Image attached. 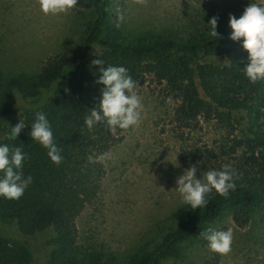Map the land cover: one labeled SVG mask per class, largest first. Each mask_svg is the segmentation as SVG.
Masks as SVG:
<instances>
[{"label": "trees", "instance_id": "1", "mask_svg": "<svg viewBox=\"0 0 264 264\" xmlns=\"http://www.w3.org/2000/svg\"><path fill=\"white\" fill-rule=\"evenodd\" d=\"M246 7L239 0L210 2L182 31L128 42L118 17L109 13V0H78L72 9L74 19L83 21L78 39L66 36L33 75H8L0 68V146L19 147L25 155L19 171L32 177L18 200L0 197V223H14L26 237L51 234L44 264H164L182 259L188 242L208 247L203 264H219L221 254L210 250L202 231L227 218L240 229L264 224V80L246 77L250 61L243 38H230V16L239 19ZM212 17L218 18V37L211 35ZM98 58L105 67H125L136 86L147 77L164 84L176 103L177 130L198 131L203 121L215 122L224 135L216 148H205L209 170L228 164L240 177L227 198L209 194L206 207L192 210L181 202L173 229L124 256L78 244L76 220L99 194L106 173L105 163L88 158L110 152L124 132L119 127L113 132L106 123L91 129L85 124L102 98L103 85L96 83L102 73L91 63ZM37 112L46 116L61 149L59 165L30 136ZM20 120L25 128L12 138L11 127ZM0 264L39 262L24 243L0 234Z\"/></svg>", "mask_w": 264, "mask_h": 264}, {"label": "rangeland", "instance_id": "2", "mask_svg": "<svg viewBox=\"0 0 264 264\" xmlns=\"http://www.w3.org/2000/svg\"><path fill=\"white\" fill-rule=\"evenodd\" d=\"M216 1L148 0L144 6L133 0H109V13L113 20L123 16L119 19L122 34L134 42L139 37L182 31L203 6ZM239 2L264 5V0ZM74 18L73 10L44 15L36 0H0L1 70L8 75L37 73L40 63L58 52L66 36L78 39L82 35L83 21ZM135 91L143 104L141 123L124 130L123 140L111 148L113 158L105 163L100 192L76 220L80 246L119 256L132 253L140 244L159 242L175 227L174 213L181 203L177 178L193 165L197 178H202L209 170L205 148H216L224 135L212 121H203L198 131L177 130L172 119L175 100L164 84L151 77ZM222 226L232 231L233 242L219 264H264V224L250 223L240 229L227 218L212 228ZM0 234L11 243H24L44 264L51 234L26 237L14 223H0ZM184 247L182 259L164 264H203L209 255L202 243L188 242Z\"/></svg>", "mask_w": 264, "mask_h": 264}, {"label": "clouds", "instance_id": "3", "mask_svg": "<svg viewBox=\"0 0 264 264\" xmlns=\"http://www.w3.org/2000/svg\"><path fill=\"white\" fill-rule=\"evenodd\" d=\"M134 3L146 6L148 0H133ZM44 15H59L69 13L78 0H36ZM123 20V16H119ZM217 17L209 21L211 35L218 37ZM230 27L233 30L231 39L238 41L243 38L242 47L248 53L249 64L244 68L246 77L253 83L264 80V5L250 3L237 19L230 16ZM92 65L99 66L102 73L98 84H102V98L90 115L85 117V124L91 129L97 123H106L111 131L117 127L127 130L132 126L138 127L142 119L143 104L135 91L136 83L123 66H104L102 59L92 60ZM25 128L23 121L11 127V137L16 138ZM30 136L33 140L47 149V155L52 162L59 165L62 162L59 149L53 140V133L46 116L36 113L35 122L31 126ZM111 152H105L93 158L90 163H106L111 160ZM25 155L19 147L11 149L7 145L0 146V197L19 199L26 187L32 182V177L24 178L22 171ZM199 163V162H197ZM179 166V165H177ZM197 166L185 170L176 180L175 188L181 197V202L190 205L192 210L206 207L209 194L215 191L220 196L228 197L230 191L236 188L235 181L240 179L231 165H224L221 170H207L202 178H197ZM202 239L208 241L211 251L221 255L231 252L233 233L229 230H214L209 227L200 233Z\"/></svg>", "mask_w": 264, "mask_h": 264}]
</instances>
